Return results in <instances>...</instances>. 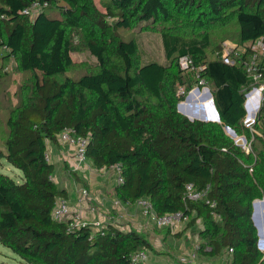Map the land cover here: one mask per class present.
Instances as JSON below:
<instances>
[{
	"label": "trees",
	"instance_id": "16d2710c",
	"mask_svg": "<svg viewBox=\"0 0 264 264\" xmlns=\"http://www.w3.org/2000/svg\"><path fill=\"white\" fill-rule=\"evenodd\" d=\"M32 1L0 0V49L27 75L13 94L16 105L3 108L0 164L22 178L0 172V245L22 264H133V253L151 250L134 230L69 231L53 219L56 201L67 192L53 180L47 144L56 145L58 135L72 129L88 138L86 158L96 169L120 166L119 201L145 198L157 215L182 212L190 217L186 228L201 220L197 258L264 264L251 220L252 202L264 199V107L251 128L244 125L248 79L242 63L219 59L220 45L208 51L210 32L231 22L237 31L230 38L224 33L223 42L244 45L264 37V0H100L103 10L94 0H38L47 6L31 20L22 10ZM135 29L160 34L165 63L143 61L136 38L120 35ZM80 52L95 65L70 76L71 55ZM181 57L195 70H182ZM198 79L210 86L222 124L189 121L177 111ZM194 99L210 116L211 101ZM182 107L186 111L187 104ZM189 184L196 191L208 187L206 197L189 200Z\"/></svg>",
	"mask_w": 264,
	"mask_h": 264
},
{
	"label": "rangeland",
	"instance_id": "374dc122",
	"mask_svg": "<svg viewBox=\"0 0 264 264\" xmlns=\"http://www.w3.org/2000/svg\"><path fill=\"white\" fill-rule=\"evenodd\" d=\"M94 2L100 10H103L100 4V0H94ZM236 31L237 30L234 25V22H231L225 28L220 27V28H217L211 31L210 34H211L212 45L208 49V51L212 47H216V46L218 47L219 45L221 46L226 41V40H224V42L222 41L224 39V35H223L224 33L228 32L229 35L227 36L228 38H230L232 36L231 34L236 33ZM120 35L123 39H129L132 37L136 38L139 44V49L141 51L143 61L145 62L155 61L157 63H165V57H164L161 37L158 32L154 30L141 31L139 29H135L132 31H121ZM4 52L5 51L0 49V127L1 129L3 128L2 125H4L5 118L7 117V112L3 111L4 105L6 106L9 105L10 107H13L16 105L17 98H14L13 94L16 91V89H18L20 85H23L27 80L26 78L27 75L20 73L18 71L17 64L15 63L13 59H7V60L4 59V57L6 56L5 54L6 52L5 53ZM71 56H72L73 61L75 62V67L69 72L70 76L82 75L83 73L88 71V68L91 69L92 65H95V58L92 57L88 52L74 53ZM207 59L212 60L214 59V56L211 55L210 52H207ZM2 88H4V91L2 90ZM195 88H196V85H194L190 91H192ZM204 88H207L208 90H210V86L204 85ZM180 89L184 90L185 86H180L179 90ZM199 89H203V88H199ZM248 110L250 113V109ZM250 118L251 116L249 115V120ZM2 145L3 144L0 138V149H3ZM85 165H90L88 160ZM74 171H75L74 168H72V170L70 171L69 165H66V164L59 165V166L55 165L54 171H53V180L58 185L60 184L63 185V180L66 179L65 182H68L70 184L72 181L69 178V175H71V177L74 178V182L76 184L79 182L81 183L83 178L78 173H75ZM0 172L10 176L12 179H14L17 182H21V178H22L21 172L11 167L10 165L6 164L4 161L2 162V164H0ZM106 175H107V172L102 174V176L104 177ZM93 176L95 178L98 175L93 174L91 178ZM85 177L89 178L88 175H85ZM93 181L94 182L98 181V179H95ZM77 186H79V184H77ZM115 186L116 185L114 183V186L110 187L107 190L106 194L109 196V199H112V204L114 206H117L116 196L114 193ZM94 190L95 192H99L101 190L100 186ZM88 194H89L88 199H92V194L90 192ZM66 200L69 201L68 199ZM72 201H74L73 198L71 199V201H69V204ZM88 205L90 208L92 207L90 204ZM119 205L120 204H118V206ZM127 207L129 208L130 206H127ZM128 208H126L125 210H127ZM129 209H132V208H129ZM259 209H260V206H259ZM70 211L76 212V210L72 211V209H70ZM123 212L124 211H122V213ZM150 223H151V227L153 228L151 229L153 230L152 233L155 231L160 235L159 238L154 237L152 238L153 241L149 242L151 246V251L149 250V255L154 257V259L157 260L158 263L156 264H169V262L176 263L178 259L180 260V257L186 258L184 256H187L186 254L187 252H185V250L183 251L182 249H187L188 247H192L190 251H193V252L196 251L197 245L199 242L198 230L201 228L200 225H195L194 227H190L185 236L183 235V233L180 235V233L178 232L175 233L173 236L170 234L172 232L171 228H168V229L163 228V230H158L159 228H157L153 222L150 221ZM96 224H99V223L94 222L91 225L87 224V227H90L92 231H95V226H101L100 224L99 225H96ZM102 227H105V226L102 225ZM259 229H260V234H261L262 252L264 253V223L259 224ZM134 231L141 234L143 237L145 236V233L142 232L140 229H134ZM147 257H148V251H147ZM220 262L222 261L207 260V261L198 262L197 260H195L194 264H220ZM0 264H22V261L16 255H14L8 248L0 245ZM179 264H183V263L179 262ZM187 264H190V263H187Z\"/></svg>",
	"mask_w": 264,
	"mask_h": 264
},
{
	"label": "built area",
	"instance_id": "2783aa9c",
	"mask_svg": "<svg viewBox=\"0 0 264 264\" xmlns=\"http://www.w3.org/2000/svg\"><path fill=\"white\" fill-rule=\"evenodd\" d=\"M46 6V1L41 3L38 0H35L22 10V14L33 20ZM216 55L219 57V59L229 65L236 64L237 62L242 63L246 78L248 79V86L244 88V110L247 114L246 107H248L252 110L253 115L252 122L247 121V118L245 117L243 123L247 127L251 128L256 123L258 115L264 107V37L257 38L254 41L244 45H235L229 42H224ZM179 65L182 70H195L192 60L188 57H181L179 59ZM201 69L202 67L197 68V71ZM204 85H206L205 81L203 79H198L196 87L201 86L204 88ZM179 93L182 94L183 90L180 89ZM58 140L66 142L75 147L77 166L86 164V146L88 143V138L77 137L72 129H67L58 135ZM46 160L49 161L47 154ZM114 169L117 173L116 185L118 186L123 183V179L120 175V166L116 165L114 166ZM186 191L187 198L189 200L196 201L206 197V194L208 193V187L202 191H196L194 190L193 186L189 184L186 186ZM85 196H87V191L83 190L77 200L78 205L82 203V200ZM135 205L140 208L142 215L147 220L153 222L154 225L159 228L186 225L190 219L189 216L182 212L157 215L155 214L150 202L145 198L138 199L135 202ZM214 206L215 204L212 203L211 207ZM52 217L58 222L67 223V228L69 231L87 227V223L82 220L79 212L70 211L68 202L65 198H59L56 201L55 207L52 211ZM215 217L218 218L217 215ZM103 228L104 227L102 226H95V231L101 232ZM147 258V250H139L131 255L130 261L133 264L146 263ZM194 259V255H191L189 258L190 261ZM180 262L187 263V259L181 258Z\"/></svg>",
	"mask_w": 264,
	"mask_h": 264
},
{
	"label": "crops",
	"instance_id": "0c3cea01",
	"mask_svg": "<svg viewBox=\"0 0 264 264\" xmlns=\"http://www.w3.org/2000/svg\"><path fill=\"white\" fill-rule=\"evenodd\" d=\"M197 96L202 97L203 99H208V101L211 100L208 97L206 90H204ZM46 154L49 157V162L52 163L54 166L55 165L59 166L63 164L69 165L70 171L72 170V168H74L75 170L74 172L78 173L83 178L81 183L80 182L77 183L79 184V186H77V184L74 182V178H72L71 175H69V178L71 179L72 182L69 184L68 182H65L66 179H64L63 185L60 184L59 187L66 190L67 197L65 199H68L69 201H71L72 198L74 199V201H72L70 204L69 201H67L69 205V209H72V211L76 210V212H79L84 222H86L89 225L93 224L94 222H98L101 226L110 225L116 227L120 231H126V232L132 231L134 229H140L142 232L145 233L144 237L148 242L153 241L152 238L154 237L155 238L160 237V235L157 232L154 231L152 233L153 230L151 229L153 228L151 227L150 221L147 220L142 215L140 208H137L135 204L132 205L124 204L121 201H119L117 197H116L117 206H114L112 204V199H109V196L106 194V192L110 187L114 186V183L116 185L117 173L114 169V166L108 168L96 169L89 160L88 161L90 165L77 166L75 147L66 142H62L59 140L56 145L47 144ZM105 172H107V175L104 177L102 176V174H104ZM93 174H97L98 176L95 178L93 176L91 178ZM85 175H88L89 178H86ZM95 179H98V181L94 182L93 180ZM98 185L100 186L101 190L99 192H95L94 189H97V187H99ZM83 190L85 191L88 190L92 194V199H88L89 192L87 191V196H85L82 200V203L78 205L77 200L80 197L81 192ZM88 204H90L93 208L92 207L90 208ZM118 204L120 205L118 206ZM127 206H130L129 208L132 209H129ZM126 208L128 209L125 210ZM122 211L124 212L122 213ZM196 225H200L202 228L201 220H198ZM186 227H187L186 225H178L173 227H167V229L168 228L172 229V232L170 234L173 236L177 232L180 233V235L183 233V235L185 236L189 230V228ZM158 230H163V229L159 228ZM191 249L192 247H188L187 249H182L183 251L185 250V252H187L186 253L187 256H184L187 259V263L194 264L195 260H197L198 262L205 261L197 258L195 256V253L193 251H190ZM147 251H148V258L146 263L147 264L158 263L157 260L154 259V257L149 255V250ZM191 255H194L196 257L192 261L189 260ZM179 262L180 260L178 259L176 263L169 262V264H179ZM220 264H222V262H220Z\"/></svg>",
	"mask_w": 264,
	"mask_h": 264
},
{
	"label": "water",
	"instance_id": "95a60500",
	"mask_svg": "<svg viewBox=\"0 0 264 264\" xmlns=\"http://www.w3.org/2000/svg\"><path fill=\"white\" fill-rule=\"evenodd\" d=\"M204 90H206L208 97L211 99L210 101L213 107L211 116L207 115V113L205 112V107L203 105L198 103L196 99H193L195 95L200 94ZM192 92L195 93V95H193ZM185 103L187 104L188 109H189L186 112L182 110V105ZM176 109L180 114L185 116L189 121H201V122H212V123L222 124L219 118L218 112L216 111L215 106L213 104L211 92L207 88L199 89L198 87H196L192 91H189V93H187V95L184 97L183 101H180L177 103ZM247 116L248 115L246 114L245 117L247 118ZM223 130L230 138L234 139L236 144L242 147L246 146V139L244 137H238L233 129L224 125ZM259 206H260V209H259ZM251 220L256 230L257 248L262 252L261 234H260L259 224L264 223V199L254 200L252 202Z\"/></svg>",
	"mask_w": 264,
	"mask_h": 264
},
{
	"label": "bare ground",
	"instance_id": "6f19581e",
	"mask_svg": "<svg viewBox=\"0 0 264 264\" xmlns=\"http://www.w3.org/2000/svg\"><path fill=\"white\" fill-rule=\"evenodd\" d=\"M195 98V97H194ZM193 98V99H194ZM184 105V104H183ZM182 105V106H183ZM247 108V114H248V116H247V121H250V122H252V120H253V115H252V110L250 109V113H249V108L248 107H246ZM182 110L184 111V112H186V111H188L189 109H188V106L186 107V111L184 110V108L182 107ZM206 112V111H205ZM249 115L251 116V118H250V120H249ZM211 116V115H210Z\"/></svg>",
	"mask_w": 264,
	"mask_h": 264
}]
</instances>
